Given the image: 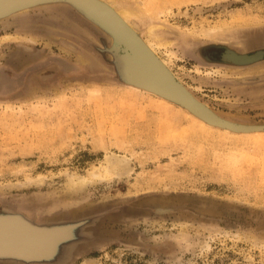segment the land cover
I'll return each mask as SVG.
<instances>
[{"label": "rangeland", "instance_id": "obj_1", "mask_svg": "<svg viewBox=\"0 0 264 264\" xmlns=\"http://www.w3.org/2000/svg\"><path fill=\"white\" fill-rule=\"evenodd\" d=\"M101 1L134 10L132 27L198 101L264 126V0ZM106 34L65 3L0 18V215L82 221L65 264H264V131L130 84Z\"/></svg>", "mask_w": 264, "mask_h": 264}, {"label": "water", "instance_id": "obj_2", "mask_svg": "<svg viewBox=\"0 0 264 264\" xmlns=\"http://www.w3.org/2000/svg\"><path fill=\"white\" fill-rule=\"evenodd\" d=\"M47 3H66L72 6L76 11L96 23L114 41L122 44L125 53L122 55L120 72L130 84L179 104L210 124L238 132L264 131L263 125H245L215 119L212 115L213 111L198 101L156 54L157 57L149 52L152 59L151 57H140L129 45L130 43L122 38V34L115 32L113 23L111 25L106 22L101 13L81 0H0V18ZM261 57L262 51L253 55L228 51L224 56L227 60L236 63H248ZM151 60L158 65L159 71L164 72L171 81L192 97L196 104L205 108L210 115L207 117L198 110L193 105L194 101L188 102L179 99L172 94L170 89H164L158 83V77L153 75ZM82 224V221L35 222L17 213L0 215V264H7L8 261L13 264H65L71 258L73 245L79 239V229Z\"/></svg>", "mask_w": 264, "mask_h": 264}, {"label": "bare ground", "instance_id": "obj_3", "mask_svg": "<svg viewBox=\"0 0 264 264\" xmlns=\"http://www.w3.org/2000/svg\"><path fill=\"white\" fill-rule=\"evenodd\" d=\"M83 2H85L87 5L93 7L96 11H98L99 13H101L102 16H104V19L106 22H108L109 24L113 23L114 25V28H115V32H120L122 34V38L126 41H128L133 49H135V51L138 53V55L140 57L142 56H145L147 58L151 57V55L149 54L152 53L153 55H155L154 51L152 50V48L150 47L149 44H147V42L145 41V37L142 38L141 35H138L139 33L137 32V30L132 27V24L130 23V15L131 14H134V10L132 9H129V8H118L119 10H117L114 5H112L111 3L109 2H102L101 0H81ZM101 1V2H100ZM101 3H103L104 5H102ZM62 4V3H61ZM66 4V3H65ZM56 5V4H55ZM47 6V5H46ZM41 7V6H40ZM33 8V7H32ZM31 8V9H32ZM35 8V7H34ZM76 10V9H75ZM25 11V10H24ZM21 13V11H20ZM12 16V15H11ZM134 19V18H133ZM6 20V19H5ZM92 22V21H91ZM96 24V23H95ZM112 25V24H111ZM103 31V30H102ZM138 33V34H137ZM148 33L153 35L154 33V28L151 27L149 30H148ZM137 38H135L134 36ZM107 35V34H106ZM140 36V37H139ZM109 37V36H108ZM127 42V43H128ZM151 43V42H150ZM111 44L112 41H111ZM110 45V43H109ZM152 46L153 45V42L151 43ZM230 50V49H229ZM110 51V50H109ZM254 51V50H253ZM214 52V51H213ZM245 52V51H244ZM244 54V53H243ZM159 55V54H158ZM156 56V55H155ZM114 57V56H113ZM117 57V56H116ZM157 57V56H156ZM121 59V58H120ZM152 59V57H151ZM226 59V58H225ZM122 60V59H121ZM120 60V61H121ZM117 61V59H116ZM231 61V60H230ZM66 62V61H65ZM152 62V72H153V75L156 76V78L158 77L159 81L158 83L164 88V89H170V91L172 92V94L179 98V99H183V100H187L188 102H192L194 100H192L193 98L188 96V94H186L184 91H182L173 81H171L167 75L162 72V71H159V68H158V65L153 61L151 60ZM119 63V62H118ZM164 64V63H163ZM74 66V65H73ZM116 67V66H115ZM119 67V66H118ZM169 67V66H168ZM117 71V70H116ZM10 72V71H9ZM172 72V71H171ZM2 73V72H1ZM22 74V73H21ZM123 75V74H122ZM177 75V74H176ZM18 76V75H17ZM177 77V76H176ZM10 78V77H9ZM14 78V77H13ZM179 78V77H178ZM19 79V78H18ZM14 81V80H13ZM17 81V80H16ZM182 81V80H181ZM180 81V83H181ZM1 83V82H0ZM16 83V82H15ZM185 83V82H184ZM129 85V84H128ZM136 89V88H135ZM140 89V88H139ZM147 92V91H145ZM134 93V92H133ZM195 95V94H194ZM193 95V96H194ZM196 97V96H194ZM199 98V97H197ZM161 99V98H160ZM200 100V99H199ZM165 102V101H164ZM172 104V103H171ZM206 104V103H205ZM198 110H200L203 114H205L207 117L210 115L207 110L203 107H201L199 104H196L195 101H194V104H193ZM209 106V105H207ZM211 107V106H210ZM212 115L214 116L215 119H219V120H222V121H226V122H231L233 123L234 121H231V120H228V119H225V118H222L221 116H224V115H221L219 116L218 114H216L215 112L213 113L212 112ZM212 116V117H213ZM193 117V116H192ZM228 118V117H227ZM193 119V118H192ZM194 120V119H193ZM199 120V119H198ZM195 121V120H194ZM245 122V121H244ZM234 123H237V122H234ZM210 130V128H209ZM231 133V132H230ZM247 134V132H246ZM256 134V133H255ZM257 134H260L259 132ZM253 138V137H252ZM259 139V138H258ZM243 158V157H242ZM109 163H110V167L111 168H117L118 166L121 167L122 169H126V166H121V162H124L125 161V158L124 157H114V158H110L108 159ZM131 167V166H130ZM117 170V169H116ZM75 179V178H74ZM93 181L90 180L89 178H80L78 179V181L72 183V188H76V189H80V188H83L85 186H87L88 184L92 183ZM5 213V212H3ZM16 213V212H15ZM6 214V213H5ZM25 217V216H24ZM28 218V217H27ZM82 236V235H80ZM80 238V237H79ZM84 264H90V262H85Z\"/></svg>", "mask_w": 264, "mask_h": 264}]
</instances>
